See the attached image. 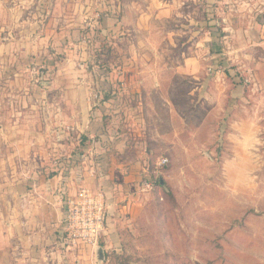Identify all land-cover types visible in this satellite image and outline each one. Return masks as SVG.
Listing matches in <instances>:
<instances>
[{"label":"rangeland","instance_id":"1","mask_svg":"<svg viewBox=\"0 0 264 264\" xmlns=\"http://www.w3.org/2000/svg\"><path fill=\"white\" fill-rule=\"evenodd\" d=\"M149 1L0 0V35L10 32L0 50L17 55L0 68L23 70L18 82L39 85L46 99L77 82L120 88L118 47L134 20L143 27L138 34L159 49L173 33L174 50L186 36L200 37L207 50L199 75L208 79L205 91L195 98L188 91L198 80H180L175 129L160 143L136 141L142 154L131 157L140 185L153 183L139 193L140 212L116 220L100 254L83 246L68 251L87 264H264V0H160L171 7L161 13L148 10ZM31 88L26 92L38 93ZM22 92L14 90L13 98ZM121 109L113 103L105 115L99 107L91 114L103 116L117 136Z\"/></svg>","mask_w":264,"mask_h":264},{"label":"crops","instance_id":"2","mask_svg":"<svg viewBox=\"0 0 264 264\" xmlns=\"http://www.w3.org/2000/svg\"><path fill=\"white\" fill-rule=\"evenodd\" d=\"M160 2L150 0L146 8L170 11L169 4ZM125 25L131 34L122 37L118 47L123 67L119 74L125 83L117 89L110 84L100 87L77 82L59 88L58 97L46 99L39 85L18 82L24 71L12 68L16 52L0 50L1 64L4 59H13L9 68H0V75L11 76L0 81V264H87L65 244L63 198L82 187L101 193L107 216L99 242L109 235V229L112 236L119 217H135L140 212L143 203L139 193L153 189L151 182L149 190L140 185V166L131 157L142 150L136 141L140 146H145L147 139L160 143L175 129L179 122L176 116L180 117L175 101L180 80H198L189 95L205 91L208 79L200 80L199 75L207 50L200 37L186 36L176 51L173 33H166L161 41L164 49H159L138 34L143 28L139 22ZM9 37L7 32L0 40L10 41ZM168 43L170 49L166 48ZM18 56L26 58V52ZM84 75L93 77L92 72ZM31 87L38 93L26 92ZM14 90L23 92L14 99ZM113 103L123 111L118 125L122 131L117 136L112 134L111 125H104L103 116L98 113L93 119L91 114L99 107L100 115H105L103 111ZM78 142L84 145L81 152ZM78 155L84 157L79 159ZM54 158H58L57 165L50 162ZM98 245L80 249L93 254L101 248Z\"/></svg>","mask_w":264,"mask_h":264},{"label":"built area","instance_id":"3","mask_svg":"<svg viewBox=\"0 0 264 264\" xmlns=\"http://www.w3.org/2000/svg\"><path fill=\"white\" fill-rule=\"evenodd\" d=\"M83 157V155L77 156L79 159ZM57 159L52 160L54 165L58 164ZM166 162V158L159 161L162 165ZM143 186L148 190L152 187L149 182H144ZM61 204L63 205L62 225L67 247L71 249L79 246L96 247L104 233L107 216L103 195L82 187L73 195L63 198Z\"/></svg>","mask_w":264,"mask_h":264},{"label":"trees","instance_id":"4","mask_svg":"<svg viewBox=\"0 0 264 264\" xmlns=\"http://www.w3.org/2000/svg\"><path fill=\"white\" fill-rule=\"evenodd\" d=\"M206 19H208V18L206 17ZM207 21H209V19ZM208 27L210 28V26H208V24H207V28ZM221 29H222V27L221 26H218V28H216V32H220ZM154 185L155 186H159V182L157 180H155Z\"/></svg>","mask_w":264,"mask_h":264},{"label":"water","instance_id":"5","mask_svg":"<svg viewBox=\"0 0 264 264\" xmlns=\"http://www.w3.org/2000/svg\"><path fill=\"white\" fill-rule=\"evenodd\" d=\"M97 253L100 254V248L97 249Z\"/></svg>","mask_w":264,"mask_h":264}]
</instances>
